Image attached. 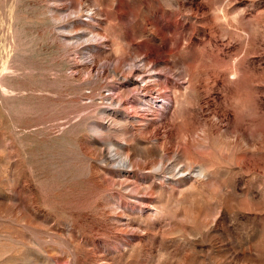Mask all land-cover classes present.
<instances>
[{
  "label": "rangeland",
  "instance_id": "374dc122",
  "mask_svg": "<svg viewBox=\"0 0 264 264\" xmlns=\"http://www.w3.org/2000/svg\"><path fill=\"white\" fill-rule=\"evenodd\" d=\"M0 264H264V0H0Z\"/></svg>",
  "mask_w": 264,
  "mask_h": 264
},
{
  "label": "bare ground",
  "instance_id": "6f19581e",
  "mask_svg": "<svg viewBox=\"0 0 264 264\" xmlns=\"http://www.w3.org/2000/svg\"><path fill=\"white\" fill-rule=\"evenodd\" d=\"M92 16V15H91ZM56 17V16H55ZM56 19V18H55ZM59 22L56 21L55 24H58ZM85 34V32H79L78 34ZM83 44V43H82ZM87 48V47H86ZM82 49V48H81ZM84 49V46H83ZM82 51V50H81ZM111 74L113 73V71H109ZM113 76V74H112ZM110 77V76H109ZM138 91V90H137ZM153 126V125H152ZM178 126V125H176ZM151 128V127H150ZM148 129V128H147ZM149 131V130H148ZM156 153V152H155ZM176 158V157H175ZM117 164V163H116ZM118 168L120 170H127L128 168H133V166L131 165L130 159L128 157L126 158H121L119 161ZM174 167H177V164L174 165V163L170 160H165L163 157L160 156L159 161H155V162H142L137 166V169H141V170H148L149 172H152L154 174H160V175H164L167 173V171H172V169ZM177 171L179 172V174H185L186 173V169H184L183 167H179L177 168ZM172 174V173H171Z\"/></svg>",
  "mask_w": 264,
  "mask_h": 264
}]
</instances>
